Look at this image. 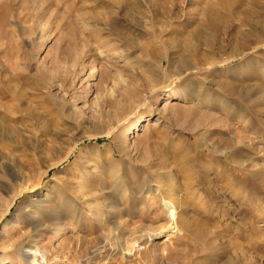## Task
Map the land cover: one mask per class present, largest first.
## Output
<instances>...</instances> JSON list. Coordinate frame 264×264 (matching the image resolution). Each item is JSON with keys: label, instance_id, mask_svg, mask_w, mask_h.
Wrapping results in <instances>:
<instances>
[{"label": "rangeland", "instance_id": "1", "mask_svg": "<svg viewBox=\"0 0 264 264\" xmlns=\"http://www.w3.org/2000/svg\"><path fill=\"white\" fill-rule=\"evenodd\" d=\"M29 249L264 264V0H0V264Z\"/></svg>", "mask_w": 264, "mask_h": 264}, {"label": "bare ground", "instance_id": "2", "mask_svg": "<svg viewBox=\"0 0 264 264\" xmlns=\"http://www.w3.org/2000/svg\"><path fill=\"white\" fill-rule=\"evenodd\" d=\"M130 6V5H129ZM202 14L207 18V20H209V21H214V16L213 15H211L210 14V12H208V10L207 11H203L202 12ZM220 16V15H219ZM215 22H213L212 24H214ZM216 29V28H215ZM211 31V30H210ZM212 32V31H211ZM256 38V37H255ZM199 40V39H198ZM200 42V41H199ZM218 61V60H217ZM181 67L183 66H186V62H184V61H182L181 62V65H180ZM189 75V74H188ZM185 76V75H184ZM180 77H181V74H179V76L177 75V79H180ZM183 78V77H182ZM121 81H123V80H121ZM59 88L61 87V86H58ZM62 88V87H61ZM172 97L174 98V99H176V97H175V95L173 94L172 95ZM114 105V104H113ZM124 110V109H123ZM125 112V111H124ZM212 117V116H211ZM138 132L139 131H141V129L142 128H140V125L139 126H136V128H135ZM78 137V136H77ZM76 137V138H77ZM247 138V137H246ZM80 142V141H79ZM78 144V142L76 141L75 142V145H77ZM74 145V144H73ZM97 148V147H96ZM74 150V149H73ZM100 150V149H99ZM100 153V152H99ZM48 173V172H47ZM210 202V201H209ZM213 203V202H212ZM228 205V204H227ZM220 207V206H219ZM210 210V209H209ZM174 213L172 212V213H170V216H172ZM171 224V223H170ZM196 229V228H195ZM191 230V229H190ZM198 231H199V229H198ZM202 231V230H201ZM200 232V231H199ZM6 233H7V230L5 229L4 230V233H3V235H6ZM199 234V233H198ZM200 234H201V232H200ZM194 235H195V233H194ZM152 237V236H151ZM169 237V236H168ZM3 238H4V236H3ZM156 239V238H155ZM22 255V254H21ZM167 255V252H166V250H163V253H162V257H165ZM22 259H23V261H25V262H27V263H29V264H48V261H46V259H45V256H43V254L41 253V250H38V249H29V250H26V252L25 253H23V255H22Z\"/></svg>", "mask_w": 264, "mask_h": 264}]
</instances>
